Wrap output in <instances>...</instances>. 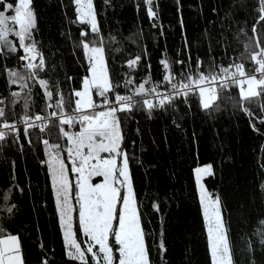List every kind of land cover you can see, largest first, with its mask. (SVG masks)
Segmentation results:
<instances>
[{"label": "trees", "instance_id": "trees-1", "mask_svg": "<svg viewBox=\"0 0 264 264\" xmlns=\"http://www.w3.org/2000/svg\"><path fill=\"white\" fill-rule=\"evenodd\" d=\"M93 2L116 82L129 72L126 62L136 56L142 57L132 73L138 82L148 75L149 65L153 79L159 81L163 75L160 61L165 58L177 73L194 66L197 58L207 65L214 57L227 65L243 52L248 40L245 33L250 34L258 8V0H152L153 19L147 15L145 0ZM33 8L38 26L35 39L47 62L41 77L52 86L59 83L67 98L87 74V64L74 41L82 39L80 31L89 30L88 26L74 22L73 0H33ZM88 38L94 39L91 33ZM177 60L185 61L183 69ZM18 66V58L0 56V98L10 101L11 91H20L8 85L5 71ZM33 92L32 110L43 114L47 103L43 90L36 85ZM231 95L238 97V91L231 90ZM22 103L10 105V120L22 114ZM249 108L254 112L253 122L264 118L258 105ZM121 120L122 147L130 157L153 264H211L193 176L197 167L208 165L214 174L205 176L202 184L213 198L220 199L234 259L237 264H264V244L260 243L264 233V124L257 122L256 131L250 118L231 103L220 111L205 112L195 99L191 107L180 104L151 115L136 111L121 114ZM78 130V125L71 129ZM22 143L23 150L15 145L0 150V225L19 236L26 264H41L45 258L50 264H79L66 255L48 169L42 163L46 159L43 144L35 137L32 144L26 139ZM154 203L159 205L158 212ZM9 206L15 210L11 217L6 211ZM74 230L80 242L75 220ZM161 239L167 249L165 259L159 254ZM88 259L92 264L90 254Z\"/></svg>", "mask_w": 264, "mask_h": 264}, {"label": "snow or ice", "instance_id": "snow-or-ice-1", "mask_svg": "<svg viewBox=\"0 0 264 264\" xmlns=\"http://www.w3.org/2000/svg\"><path fill=\"white\" fill-rule=\"evenodd\" d=\"M73 3L74 22L87 25L89 29L81 30L82 39L74 41L87 64V74L81 86L72 89L66 98L59 83L52 86L48 79L41 77L47 70V62L35 39L38 26L33 0H15V3L0 0V56L18 58L19 66L5 68V71L8 85L20 89L11 91L10 101L0 98V150L12 145L23 150L22 141L26 139L32 144L33 137L43 144L46 159L42 163L48 169L69 261L90 264V254L92 264H153L134 189L130 157L122 147L121 114L146 111L151 115L158 109L166 112L180 104L191 107L193 99L205 112L220 111L231 103L235 110L249 117L254 130L259 131L256 123L264 124V118L258 117L253 122L254 112L249 105H258L264 115V0H258L257 17L250 34L245 33L248 40L243 44V52L227 65L217 63L214 57H210L207 65L197 58L194 66L177 73L165 58L160 61L162 78L154 80L149 65L148 75L142 82L132 75L141 65L140 56L126 62L129 72L121 81L112 79L93 0H73ZM145 3L147 15L154 19L152 0ZM90 33L94 39L88 38ZM175 63L182 69L185 66L184 60ZM36 85L43 90L47 101L43 114L32 110L31 98ZM233 89L238 91V97L231 95ZM21 101L22 114L10 120V105H19ZM12 116L17 114L12 112ZM174 123L180 127L179 123ZM77 125L79 130L71 131ZM65 152L67 163L62 156ZM195 173L211 264H237L220 199L213 198L201 184L203 177L214 174L212 166L197 167ZM94 178H102V181L94 183ZM261 187L264 189V185ZM153 208L160 210L155 203ZM6 211L10 217L15 214L14 206ZM74 213L78 214V231L85 238L83 248L74 230ZM261 236L260 243L264 244V233ZM158 248L161 259H165L167 249L162 239ZM0 264H26L21 239L17 234L7 233L3 225H0ZM41 264L50 262L45 258Z\"/></svg>", "mask_w": 264, "mask_h": 264}, {"label": "rangeland", "instance_id": "rangeland-1", "mask_svg": "<svg viewBox=\"0 0 264 264\" xmlns=\"http://www.w3.org/2000/svg\"><path fill=\"white\" fill-rule=\"evenodd\" d=\"M64 159L66 160L67 159V154L65 153L64 155ZM68 167L70 168L71 165L69 164ZM204 167V166H202ZM193 176H194V181H195V188H196V193H197V197H198V202H199V206H200V209H201V214H202V217H203V208H202V205L200 203V200H199V187L196 183V173H195V170L193 171ZM204 178V177H203ZM202 178V179H203ZM102 181V178H94V183H99ZM51 182V181H50ZM201 184H202V180H201ZM203 185V184H202ZM55 199V198H54ZM56 205V204H55ZM57 211V209H56ZM57 215H58V212H57ZM74 220L76 221V224H77V228H78V214L74 213ZM204 220V219H203ZM58 221H59V216H58ZM60 225V224H59ZM204 225H205V231H206V236H207V228H206V224H205V221H204ZM61 229V227H60ZM61 234H62V230H61ZM79 236H80V242L81 243V246L82 248L85 247V238L82 236V234L79 233ZM62 238H63V235H62ZM209 249V248H208ZM210 254V252H209ZM118 255V253H117ZM210 260H211V257H210Z\"/></svg>", "mask_w": 264, "mask_h": 264}, {"label": "built area", "instance_id": "built-area-1", "mask_svg": "<svg viewBox=\"0 0 264 264\" xmlns=\"http://www.w3.org/2000/svg\"><path fill=\"white\" fill-rule=\"evenodd\" d=\"M161 91H163V89H161Z\"/></svg>", "mask_w": 264, "mask_h": 264}]
</instances>
